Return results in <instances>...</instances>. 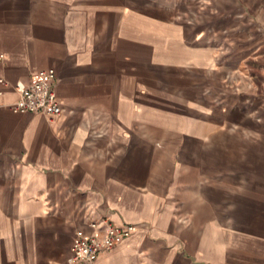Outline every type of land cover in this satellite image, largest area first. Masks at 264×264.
Segmentation results:
<instances>
[{
  "label": "crops",
  "instance_id": "crops-1",
  "mask_svg": "<svg viewBox=\"0 0 264 264\" xmlns=\"http://www.w3.org/2000/svg\"><path fill=\"white\" fill-rule=\"evenodd\" d=\"M46 68L61 113L11 112ZM104 218L88 264H264V0H0V264Z\"/></svg>",
  "mask_w": 264,
  "mask_h": 264
},
{
  "label": "built area",
  "instance_id": "built-area-1",
  "mask_svg": "<svg viewBox=\"0 0 264 264\" xmlns=\"http://www.w3.org/2000/svg\"><path fill=\"white\" fill-rule=\"evenodd\" d=\"M55 70L46 68L33 74L31 81L25 84L16 82L19 94L16 102L7 107L13 113L42 112L49 120H54L61 113V105L53 88ZM91 233L77 230L70 245L69 264H88L104 250L113 248L117 242L128 237L134 230L133 224L117 226L104 218L99 223H92Z\"/></svg>",
  "mask_w": 264,
  "mask_h": 264
},
{
  "label": "rangeland",
  "instance_id": "rangeland-1",
  "mask_svg": "<svg viewBox=\"0 0 264 264\" xmlns=\"http://www.w3.org/2000/svg\"><path fill=\"white\" fill-rule=\"evenodd\" d=\"M183 8H185L186 15H183L180 18V22L182 23V25H189L191 21H195V20H198V22L204 21L205 17L201 16V14H199V13L202 12L203 9H205V7L200 2L197 3V7H196L197 8L196 10L199 12L197 16L194 15V13L196 11L193 10V7L189 8V7H187L186 4H184ZM190 10L194 11V13L193 12L190 13L189 12ZM150 35H152V34H150ZM148 36H149L148 34H143V33L135 34V37H134L135 48H133L131 51L134 52V54H136L138 57H141V54L144 51L142 46L145 42H147V40H157L158 39L155 35L150 36V38H147ZM189 37H190V34H187L186 39H189ZM200 40L201 39L199 38V41ZM170 46H172V45H170ZM155 51H158V50H155ZM168 51L173 52L174 49L170 48V49H168ZM154 56L157 57V54H155ZM172 67L173 66H170V65H164V68H166L165 71H169L168 69H171ZM181 71L186 72L184 69Z\"/></svg>",
  "mask_w": 264,
  "mask_h": 264
}]
</instances>
